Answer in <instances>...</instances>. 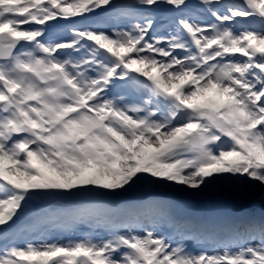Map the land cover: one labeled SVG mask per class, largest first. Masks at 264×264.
I'll return each instance as SVG.
<instances>
[{
	"label": "snow or ice",
	"instance_id": "6c2138e0",
	"mask_svg": "<svg viewBox=\"0 0 264 264\" xmlns=\"http://www.w3.org/2000/svg\"><path fill=\"white\" fill-rule=\"evenodd\" d=\"M221 187L264 194V0H0V264H264Z\"/></svg>",
	"mask_w": 264,
	"mask_h": 264
},
{
	"label": "trees",
	"instance_id": "16d2710c",
	"mask_svg": "<svg viewBox=\"0 0 264 264\" xmlns=\"http://www.w3.org/2000/svg\"><path fill=\"white\" fill-rule=\"evenodd\" d=\"M215 194V198L203 197L200 200L196 201L198 202V207L200 209H205L229 203H239L245 208L253 209H259L260 207H264V194H262L259 190H256L249 194H241L239 192H234L227 187H221L215 192ZM220 197L223 199H221Z\"/></svg>",
	"mask_w": 264,
	"mask_h": 264
},
{
	"label": "rangeland",
	"instance_id": "374dc122",
	"mask_svg": "<svg viewBox=\"0 0 264 264\" xmlns=\"http://www.w3.org/2000/svg\"><path fill=\"white\" fill-rule=\"evenodd\" d=\"M61 23H63V22H61ZM63 29H61V31H62ZM209 197H212V198H215L216 197V194L215 193H211V194H209L208 195ZM217 197H219V196H217ZM221 198V197H220ZM221 199H223V198H221ZM194 207H198V205L196 204V206H194ZM199 208V207H198ZM84 231H87V228L85 227L84 228ZM65 235H67V234H65Z\"/></svg>",
	"mask_w": 264,
	"mask_h": 264
}]
</instances>
